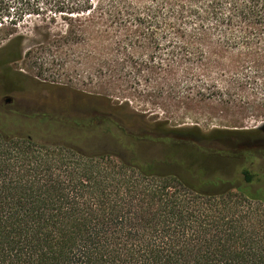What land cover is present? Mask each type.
Returning <instances> with one entry per match:
<instances>
[{
    "label": "trees",
    "instance_id": "16d2710c",
    "mask_svg": "<svg viewBox=\"0 0 264 264\" xmlns=\"http://www.w3.org/2000/svg\"><path fill=\"white\" fill-rule=\"evenodd\" d=\"M22 1L0 0L5 70L23 57ZM104 1L120 41L149 53L131 51L126 60L166 56L186 63L205 46L214 54L237 51L245 65L260 61L248 53L264 45V0ZM92 3L63 0L56 12L69 25ZM173 34L189 43L155 56L150 48L160 42L174 47L166 39ZM13 77L16 85L28 79ZM85 95L103 110L83 118L0 112V264H264L263 178L242 169L236 184L217 178L195 185L156 173L128 145L150 140L184 144L198 155L225 154L218 146L224 133L213 137L220 150L211 149L209 137L194 130L138 125L113 115L107 97ZM105 136L129 155L85 149L89 138ZM214 181L223 190L205 192Z\"/></svg>",
    "mask_w": 264,
    "mask_h": 264
},
{
    "label": "rangeland",
    "instance_id": "374dc122",
    "mask_svg": "<svg viewBox=\"0 0 264 264\" xmlns=\"http://www.w3.org/2000/svg\"><path fill=\"white\" fill-rule=\"evenodd\" d=\"M59 1L63 0H23L19 5L26 11L21 24L23 57L6 70L0 66V112L83 118L103 110L97 99L85 95L98 94L109 99L111 112L119 117L137 119L138 125L162 123L170 129L194 130L209 137L211 149L216 148L213 137L224 133L218 146L225 154L198 155L187 145L162 142L161 157L141 160L152 163L156 173L175 174L195 185L217 178L236 184L242 169L264 179V45L248 53L260 58L255 64L245 65L237 51L214 54L205 46L200 54L192 52L186 63L171 64L166 56L163 61L132 62L126 60L131 51L149 53L120 41L114 23L104 15L109 9L106 1L93 0L90 12L73 15L69 25L56 12ZM166 39L174 47L165 49L166 42H160L158 48H150L155 56L169 50L178 53L183 41L189 43L176 34ZM16 72L27 82L14 84ZM6 98L11 102L5 103ZM141 145L153 146L156 153L160 149ZM84 146L93 151L109 147L96 137ZM222 187L218 183L203 190L214 193Z\"/></svg>",
    "mask_w": 264,
    "mask_h": 264
},
{
    "label": "flooded vegetation",
    "instance_id": "af4514ba",
    "mask_svg": "<svg viewBox=\"0 0 264 264\" xmlns=\"http://www.w3.org/2000/svg\"><path fill=\"white\" fill-rule=\"evenodd\" d=\"M113 115H116V114L113 112ZM96 138L97 139L99 138V141L100 142H106V144L109 147H105V149H109V150L119 149V151L122 152L121 149H120V147L110 137L105 136V137H96ZM132 142H133L132 144L129 143L128 145H132L133 150L135 152V155H136V157H137V159L139 161H141V160H147L146 156L149 159L152 158V157H154V156L161 157V154L163 152V147L160 146L161 145L160 142H152L150 140H133ZM140 144H153V145L158 146V147L160 146L159 147L160 149H158V151L156 153V151L153 150L154 149L153 146H147L146 147V145L145 146L144 145H141L140 146ZM94 147L103 148L104 146L101 145V144H99V146H97V144H96ZM128 155L129 154L126 153L123 150L122 156L125 157V156H128ZM140 156H142V157H140Z\"/></svg>",
    "mask_w": 264,
    "mask_h": 264
},
{
    "label": "water",
    "instance_id": "95a60500",
    "mask_svg": "<svg viewBox=\"0 0 264 264\" xmlns=\"http://www.w3.org/2000/svg\"><path fill=\"white\" fill-rule=\"evenodd\" d=\"M11 102V99L10 98H6L5 99V103H10Z\"/></svg>",
    "mask_w": 264,
    "mask_h": 264
}]
</instances>
